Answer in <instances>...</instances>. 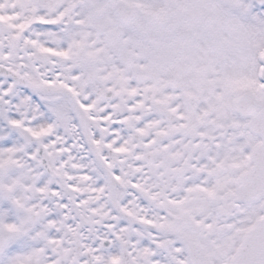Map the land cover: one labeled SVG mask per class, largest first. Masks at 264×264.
<instances>
[{"label": "snow or ice", "instance_id": "1", "mask_svg": "<svg viewBox=\"0 0 264 264\" xmlns=\"http://www.w3.org/2000/svg\"><path fill=\"white\" fill-rule=\"evenodd\" d=\"M0 264H264V0H0Z\"/></svg>", "mask_w": 264, "mask_h": 264}]
</instances>
